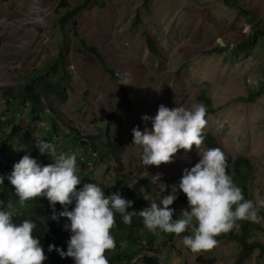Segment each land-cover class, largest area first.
I'll return each instance as SVG.
<instances>
[{
	"label": "rangeland",
	"instance_id": "374dc122",
	"mask_svg": "<svg viewBox=\"0 0 264 264\" xmlns=\"http://www.w3.org/2000/svg\"><path fill=\"white\" fill-rule=\"evenodd\" d=\"M84 1L0 0V110L7 109L3 92L25 83L31 73H47L46 62L64 45L69 74L65 99L50 97L52 110L39 114V121L31 118L28 105L2 116L22 126L18 135L30 127L37 161L52 162L38 152L35 139L48 141L53 134L57 151L75 152L81 169L79 157L93 147L86 137L101 136L102 143H124L121 164L115 165L104 151L103 159L98 156L84 166L87 182H109L113 173L123 172L134 191H140L143 179L159 172L160 180L172 184L207 146L202 142L199 149L193 145L187 152L178 150L171 162L144 166L141 147L131 143V129L151 128V121L141 118L154 116L160 104L207 108L204 94L214 111L205 117L203 129L233 158L250 160L247 194L254 204L264 199V0H92L61 27L59 17ZM257 29L261 32L253 36ZM146 34L158 53L149 47ZM245 41L248 45L240 47ZM107 69L127 73L130 84L118 85ZM122 87L128 101L122 100ZM251 94L253 99H247ZM118 103L117 115L109 122ZM73 130L85 139L82 143L73 140ZM97 147L104 150L102 144ZM147 194L156 195L155 185ZM173 204L178 212L186 207ZM258 215L261 220L254 222L251 239L264 243V208ZM233 226L238 229L239 223ZM182 236L162 246L159 264H237L240 258L235 240L215 238L212 248L192 251ZM115 264L144 262L139 257ZM241 264H264V252L256 247Z\"/></svg>",
	"mask_w": 264,
	"mask_h": 264
},
{
	"label": "clouds",
	"instance_id": "9594fccd",
	"mask_svg": "<svg viewBox=\"0 0 264 264\" xmlns=\"http://www.w3.org/2000/svg\"><path fill=\"white\" fill-rule=\"evenodd\" d=\"M115 75L118 77V85L130 84L127 73L117 72ZM2 98L5 106V92ZM120 105L112 109L108 116L109 122L112 116L117 115ZM50 110L52 105L47 104L40 112H32L30 109L31 118L39 121V114ZM205 114L203 104H194L189 108L176 104L169 108L160 104L154 116H142V120L151 121V128L141 130L134 126L131 129V143L142 149L141 164L158 166L171 162L180 149L187 152L193 145L199 149L204 143ZM53 124L55 128L54 121ZM21 127L20 125L19 130ZM27 130L31 136L29 152L25 150L29 145L23 146L22 152L25 155L13 164L6 178L14 187L20 205L31 198L44 197L52 208L47 219L57 221L59 217L66 218L62 225L69 232L65 242L66 249L62 250L52 243L47 245V249L49 252L55 249L61 258L71 257L72 264H109L104 252L115 247L110 231L115 223V214L119 215L120 221L125 225L131 223L134 214L138 215L142 218L143 226L151 232L179 235L188 230L190 234L182 236L181 240L192 251L215 246V237L221 232L229 231L236 220H261L258 212L260 208H264V199L254 204L253 200L244 197L241 188L226 172L221 145L220 149L210 148L204 143L208 149L197 151L199 159L190 167L182 169L181 176L172 184H165L160 180L162 174L159 172L151 175L150 183L155 185L156 195L142 196L147 205L139 210H129L133 201L123 197L119 190L106 195L97 183L85 182L81 185L77 154L58 152L52 141L55 135L52 134L48 141L35 139L38 152L52 161L43 165L39 163L33 150L30 127L25 128L21 135L17 134V138H21ZM73 131L75 135L78 134L76 130ZM81 159L85 157L82 155ZM92 164V160L87 161V165ZM114 164H121L120 157ZM4 179L5 176L0 175V184H3ZM77 185L81 186L77 188ZM166 188L170 191L161 195ZM178 190L185 194L187 206L182 207L179 215L174 218L175 209L169 206L176 199ZM57 202L62 206L59 211L55 209ZM70 204L72 207L69 210ZM13 215L12 204L0 201V264H42L46 256L39 239L33 235L35 221L25 218L17 223L14 222Z\"/></svg>",
	"mask_w": 264,
	"mask_h": 264
},
{
	"label": "trees",
	"instance_id": "16d2710c",
	"mask_svg": "<svg viewBox=\"0 0 264 264\" xmlns=\"http://www.w3.org/2000/svg\"><path fill=\"white\" fill-rule=\"evenodd\" d=\"M91 1L92 0H85L73 8H67L65 14L59 17V25L64 27L66 24L73 21L74 15L81 9L87 8ZM226 1L228 2L229 0ZM260 32L261 31H258L257 29L253 36ZM146 38L152 51L158 53L157 45L153 38L148 34H146ZM248 43L249 41H245L240 47L244 48ZM63 48L64 45L61 47L59 55L54 57L51 61L46 62L47 73H31L27 76V81L25 83L6 90L5 108L7 109L2 108L0 110V175L5 176L3 184H0V201L5 204H12L14 222L18 223L25 218L35 221L36 227L33 229V235L37 236L39 239L46 256V259L42 264H72L71 257L61 258L55 249L51 252L47 249L49 243L59 246L62 250L66 249L65 242L69 236V232L62 227L66 218L59 217L57 221L47 219L52 212V208L49 206L48 200L44 197H34L26 200L23 205L19 204L14 187L9 183L6 176L11 172L13 164L25 155L22 152L23 146L29 145L25 148V150L29 152L31 136L29 132H25L24 135L18 139L17 134L20 125L12 123L13 120L10 118L3 120L2 116L3 114L6 116L5 113L7 110L13 111L18 106L26 107V105L29 106L32 112H40L44 109L46 104L50 105V97L52 96L59 97L61 100L65 99L64 91L68 85L69 74L65 71V55L63 54ZM91 49L93 52L97 53L95 48ZM107 71L110 72L112 78H118L113 70L107 69ZM122 93V99L128 101L126 89L123 87ZM253 97L254 94H251L247 99L251 100ZM201 98L204 99L207 104V108H205L206 117L210 112H213L214 109L211 107V102L208 97L203 94ZM117 105L120 104L118 103ZM203 135V141L208 147L221 148L220 143L212 133L203 130ZM87 139L93 144V147L90 149L89 153L83 155L85 159L80 160L79 157V165L81 169H79L78 175L81 178V185L87 182L88 175L87 172L84 171V166L87 165L88 160L94 162L98 156L103 158V152L106 151L108 154L112 155L113 162H118L124 146V143L120 141L115 146L110 141L102 143L101 141L103 140H101V136L87 137ZM73 140L82 143L85 139L79 134H76ZM98 144H102L104 150L98 148ZM222 152L225 155L226 172L231 176L233 182L241 188L244 197L250 199L247 194L248 180L251 177L252 170L250 160L244 156L233 158L223 150ZM44 156L47 155L45 154ZM109 178V182L101 181L99 183L106 195L110 192H116L119 190L123 197L133 201L129 210H139L147 205V201L144 200L142 196L146 195L151 189L150 180L143 179L142 190L134 191L130 185L127 174L123 172L122 174L115 173L114 175L109 176ZM81 185H77V188ZM174 201H178L187 206L186 196L182 192L176 195ZM61 207L62 206L58 202L55 204V209L57 211L61 210ZM68 207L70 210L72 205L70 204ZM169 207L175 209L174 218L175 215H179L174 204ZM114 219L115 223L110 231L115 240V247L111 250H105L104 252L109 264H115L122 261L132 263L139 257H141L144 264H159L158 255L163 248L162 246L168 244L177 235L162 231L151 232L143 226L142 218L135 214L131 217V223L127 225L120 221L118 214L114 215ZM236 221L239 223L238 229H235L233 226L229 231L221 232L215 238H228L237 241L241 246L240 258L237 261V264H241L251 255L256 247H259L261 253H263L264 243L251 239V235L255 231L254 226H257L253 221L247 219ZM188 234H190L188 230L180 233V235ZM150 252H152V254Z\"/></svg>",
	"mask_w": 264,
	"mask_h": 264
},
{
	"label": "bare ground",
	"instance_id": "6f19581e",
	"mask_svg": "<svg viewBox=\"0 0 264 264\" xmlns=\"http://www.w3.org/2000/svg\"><path fill=\"white\" fill-rule=\"evenodd\" d=\"M96 139V138H95Z\"/></svg>",
	"mask_w": 264,
	"mask_h": 264
}]
</instances>
